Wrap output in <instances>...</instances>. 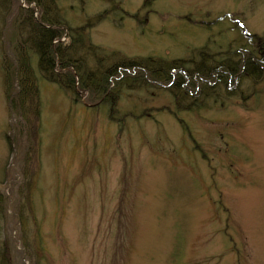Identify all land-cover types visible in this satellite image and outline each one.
Masks as SVG:
<instances>
[{
  "label": "rangeland",
  "instance_id": "1",
  "mask_svg": "<svg viewBox=\"0 0 264 264\" xmlns=\"http://www.w3.org/2000/svg\"><path fill=\"white\" fill-rule=\"evenodd\" d=\"M49 1L63 43L98 50L79 53L93 70L198 61L244 44L241 27L264 39V0ZM15 15L0 13V264L4 250L3 264H264V85L182 114L185 129L168 92L125 89L111 121L109 104L45 80L31 52L38 91L22 117L4 77L15 46L30 49Z\"/></svg>",
  "mask_w": 264,
  "mask_h": 264
},
{
  "label": "trees",
  "instance_id": "2",
  "mask_svg": "<svg viewBox=\"0 0 264 264\" xmlns=\"http://www.w3.org/2000/svg\"><path fill=\"white\" fill-rule=\"evenodd\" d=\"M16 0H0V13L9 16L16 12L18 27L27 29V45L20 49L15 46L13 53L16 62L5 66V85L11 110L25 117L26 105L35 100L38 87L34 85L31 52L38 57L40 74L49 83H53L67 94L87 92L91 102L101 101L109 104V119L115 121L117 100L123 90H162L170 94L173 109L171 114L184 128L181 118L184 113H198L209 108V100H218L221 94L227 97L241 90L245 83L255 87L264 85V39L246 36L244 28L239 33L244 38L241 46L228 44L221 52L208 53L206 48L199 51V60L163 59V58H121L109 68L102 64L95 70L90 69L86 60L80 58V52L98 51L93 45L82 48L83 37L73 36L70 44L55 43L64 35L63 22L57 14L52 20L46 15L51 10L49 0H25L36 3L42 9L41 20L34 18L33 10H25L19 5L15 10ZM52 3V4H51ZM83 29H77L78 31ZM22 45V42H20ZM84 50V51H83ZM80 58V59H79ZM15 82V83H13ZM16 85V86H15ZM16 88L17 99L10 93ZM30 104V103H29ZM167 109V108H165ZM131 115V114H130ZM185 129V128H184ZM5 250L1 253V264L8 263Z\"/></svg>",
  "mask_w": 264,
  "mask_h": 264
}]
</instances>
